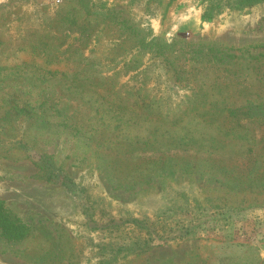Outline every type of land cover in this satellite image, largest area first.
I'll return each mask as SVG.
<instances>
[{
    "label": "rangeland",
    "instance_id": "obj_1",
    "mask_svg": "<svg viewBox=\"0 0 264 264\" xmlns=\"http://www.w3.org/2000/svg\"><path fill=\"white\" fill-rule=\"evenodd\" d=\"M0 124V264H264V0H0Z\"/></svg>",
    "mask_w": 264,
    "mask_h": 264
},
{
    "label": "trees",
    "instance_id": "obj_2",
    "mask_svg": "<svg viewBox=\"0 0 264 264\" xmlns=\"http://www.w3.org/2000/svg\"><path fill=\"white\" fill-rule=\"evenodd\" d=\"M242 2L246 3V4H254L260 0H241ZM44 55L46 56L47 54L44 53ZM43 55V56H44ZM233 57V56H232ZM222 57L219 56V59H221ZM34 62H31V67H40L37 66L35 64H33ZM42 68V67H41ZM49 72H52L51 70H48ZM55 72V71H53ZM63 76V74H62ZM8 128L7 130H13L12 124H0V131H4L5 128ZM185 152V151H184ZM39 167V172H42V168ZM43 173V177L46 179L49 176L47 175V173L42 172ZM66 188H71V182L70 181H66V184L64 185ZM0 228L2 229V231L5 233H7V235H9L11 238L15 239V238H21L23 236H25L27 234V229L25 228L24 224L18 223L17 221L10 219V217L8 216V213L6 211L3 210L2 207V203L0 202ZM144 250H142L141 252H143Z\"/></svg>",
    "mask_w": 264,
    "mask_h": 264
}]
</instances>
